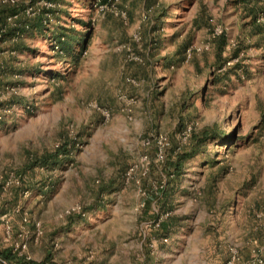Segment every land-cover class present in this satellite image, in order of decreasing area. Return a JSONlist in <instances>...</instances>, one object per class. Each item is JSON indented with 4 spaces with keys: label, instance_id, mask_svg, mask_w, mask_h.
Segmentation results:
<instances>
[{
    "label": "rangeland",
    "instance_id": "374dc122",
    "mask_svg": "<svg viewBox=\"0 0 264 264\" xmlns=\"http://www.w3.org/2000/svg\"><path fill=\"white\" fill-rule=\"evenodd\" d=\"M4 3L85 41L56 54L28 33L18 49L17 17L0 22V264L264 257V0ZM207 127L221 136L175 170Z\"/></svg>",
    "mask_w": 264,
    "mask_h": 264
},
{
    "label": "trees",
    "instance_id": "16d2710c",
    "mask_svg": "<svg viewBox=\"0 0 264 264\" xmlns=\"http://www.w3.org/2000/svg\"><path fill=\"white\" fill-rule=\"evenodd\" d=\"M101 2L104 3H110L113 0H100ZM21 9H23L22 5L20 3H4L0 5V22L2 24H7V19L10 16H16L17 17V23L15 26L11 24H7V34H9L10 37H14L17 34L20 36L18 37V49H23L26 48L23 46V36L31 33V34H36V33H41L44 36L45 40H48V43L50 44L51 49L59 48V50L56 52V54L60 53H70L73 49L74 46L77 44L82 45L83 40L85 41V38L82 39H75L73 35L70 34H65L62 31H54L51 36L47 35V12L46 9L42 8L38 14H35L33 16L25 14ZM22 11V12H21ZM21 12V13H20ZM221 40V49L219 54V58L222 59V63L225 62V59L222 57V49L223 46L225 45V40L226 38L224 36L220 37ZM222 57V58H221ZM79 58L77 55L75 56V60ZM216 81H214L215 83ZM3 103H0L2 105ZM264 116V112H263ZM220 133L216 130V128L212 127H207L202 129L199 133L195 134V150L194 153L190 151H185L178 153L176 155L177 160H176V166H174L175 170L179 169V166L182 162V160L186 157H189L193 154H197L200 151V147H202L205 142L209 139L216 140L220 137ZM71 147L67 145L66 143L63 144L62 146H59L58 149H56L54 152L51 153H45L42 155H39L34 159L32 162L28 164V168H35L36 166L39 167H48L51 163L54 161H59L61 158L64 156H68L71 152ZM165 225V223L163 224ZM51 255V254H49ZM5 256L7 258H12L13 255L5 253Z\"/></svg>",
    "mask_w": 264,
    "mask_h": 264
},
{
    "label": "built area",
    "instance_id": "2783aa9c",
    "mask_svg": "<svg viewBox=\"0 0 264 264\" xmlns=\"http://www.w3.org/2000/svg\"><path fill=\"white\" fill-rule=\"evenodd\" d=\"M14 1V0H12ZM1 36V33H0ZM162 153V149H160V154ZM162 157V154H161ZM168 214L164 215V217H166ZM6 215L3 216V218H5ZM8 228L10 229V225H8ZM25 246V245H23ZM230 252V257L227 260V264H241V255H240V251L239 248L237 246H231L229 249ZM255 252V262L256 264H263L264 263V257L262 256L261 253H259V251H254Z\"/></svg>",
    "mask_w": 264,
    "mask_h": 264
},
{
    "label": "crops",
    "instance_id": "0c3cea01",
    "mask_svg": "<svg viewBox=\"0 0 264 264\" xmlns=\"http://www.w3.org/2000/svg\"><path fill=\"white\" fill-rule=\"evenodd\" d=\"M212 250H213V252H215V256H216L215 259H214L215 262H220V263L223 262V264H224L227 261V259L229 257V250H228V248H227L226 245L225 246L224 245H221V244H219L218 246L217 245H214L212 247ZM161 255L163 257L166 256V254H161ZM195 264H197V262H195Z\"/></svg>",
    "mask_w": 264,
    "mask_h": 264
}]
</instances>
